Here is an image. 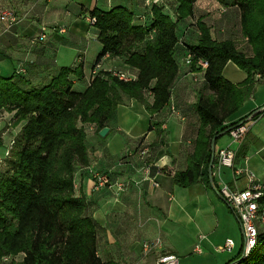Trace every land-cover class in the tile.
<instances>
[{"label": "trees", "instance_id": "obj_1", "mask_svg": "<svg viewBox=\"0 0 264 264\" xmlns=\"http://www.w3.org/2000/svg\"><path fill=\"white\" fill-rule=\"evenodd\" d=\"M177 1L176 21L162 6L151 7L152 17L145 24L136 23L135 14L123 7L90 12L102 45L93 68L105 57L120 58L137 72L136 79L122 80L102 70L79 90L75 82L85 79L81 66L64 67L38 87L32 86L21 68L9 77L0 74V111L13 113L16 124H22L10 170L0 175V264H120L99 256L102 227L90 203L75 191L77 170L90 164L87 127L94 126L101 138L100 131L116 121L117 109L127 97L145 106L151 117L150 131L155 128L162 139L161 127L181 74V52L192 55L189 67L193 72L201 71L196 67L198 60L208 62V68L194 105L199 118L194 154L189 168L175 173L176 185L188 187L209 177L212 144L233 128L264 115L263 107L226 125L252 96L259 83L257 76L264 75V0L232 4L240 10L242 35L252 49L249 54L235 41L214 39L202 18L196 22L198 42L181 47L179 23L194 17L198 0ZM8 58L0 51V62ZM228 63L247 74L242 83L224 77ZM143 142L144 138L140 145ZM3 145L0 138V148ZM150 146L152 158L154 148ZM214 189L220 192L215 185ZM228 264H264V231L259 232L257 246L248 258Z\"/></svg>", "mask_w": 264, "mask_h": 264}, {"label": "crops", "instance_id": "obj_2", "mask_svg": "<svg viewBox=\"0 0 264 264\" xmlns=\"http://www.w3.org/2000/svg\"><path fill=\"white\" fill-rule=\"evenodd\" d=\"M226 1L228 5L217 0L195 3L194 17L183 20L178 26L181 47L198 42L200 32L196 22L200 18L210 27L214 39L238 42L236 40L242 36L240 10L232 5L236 0ZM178 6L177 0L165 1V12L174 21ZM116 7L133 12L138 24H145L152 17V8L146 0H0V8L14 11L22 19L9 34L0 33V51L16 62L15 68L25 70V77L32 86L47 84L64 67L83 68L84 81L75 82L79 90H84L102 70L136 79L137 72L120 58L105 57L96 69L93 68L102 45L97 29L89 23L90 12H108ZM43 27L48 29L46 39L32 43ZM60 28H64L63 33ZM70 54L74 56L71 63L63 64ZM187 55L183 52L179 55L181 74L161 127L162 139L155 128L150 131L151 117L145 106L127 97H123L124 103L117 109V118L109 127L107 139L98 138L94 126L87 127L90 164L77 170L75 191L90 203L93 216L102 227L106 246L117 249L115 256L107 255L108 249H105L106 260L120 264H155L157 255L174 254L179 264L182 258H186L183 264H228L242 256L244 239L240 221L214 185L218 189L224 184L232 189H246L250 185L247 172L264 185V115L253 122L241 142L226 140L223 143L225 138L222 137L214 144L213 182L206 176L188 187L176 185L175 173L185 172L194 154L199 128L194 105L204 81L203 72H193L186 65ZM227 68H231L228 72L232 77L240 75L237 81L225 76ZM224 77L239 84L247 74L228 63ZM263 77L257 76L259 84ZM263 107L264 103H260L249 112H238L226 125ZM143 138L142 144L148 143L154 148L152 180H147L141 171L138 149ZM161 140L164 144H160ZM223 148L236 151L235 169L242 171V175L218 166L217 155ZM92 169L108 174L113 181L127 183L128 189L121 194L110 188L96 190L89 173ZM154 239H159L162 245L151 255L147 256L134 246L139 240ZM229 239L234 242V248L229 252L219 251Z\"/></svg>", "mask_w": 264, "mask_h": 264}, {"label": "built area", "instance_id": "obj_3", "mask_svg": "<svg viewBox=\"0 0 264 264\" xmlns=\"http://www.w3.org/2000/svg\"><path fill=\"white\" fill-rule=\"evenodd\" d=\"M146 3L149 7L153 6H163L165 0H146ZM21 16L16 12L0 8V30L3 32H9L14 26L21 22ZM95 22L94 19L89 18V23L93 25ZM48 29L43 27L41 33L38 37L33 38L32 43L42 42L46 39V31ZM60 31L63 33L64 28H60ZM186 65L191 66L193 63V57L191 54H188L185 60ZM196 67L201 69V72H205L208 68V62L204 60H198ZM20 71L24 72L21 68ZM117 77L122 80H130L123 73H114ZM175 108L172 107V111ZM250 122H255L251 120ZM250 131V125L241 124L233 128L229 137L233 143L241 142ZM138 157L141 161V170L143 175L147 180L153 179V170L155 169L154 163L151 161V146L150 144H141L138 149ZM235 159L236 151L232 148H223L218 152L217 161L219 167L229 168L235 171V174L240 176L242 171H237L235 169ZM90 175L94 182V187L96 190H103L105 188L114 187L117 190L118 194H121L125 191L127 184L124 182H118L111 180L108 174L102 173L98 170H90ZM248 178L250 180V185L248 188L243 190L232 189L227 184H224L220 188V194L222 195L225 202L232 209L234 214L240 221L243 233V249L241 259H246L250 256L252 251L257 246L259 232L264 231V203L262 199L264 198V185L259 182L256 177L247 172ZM159 239L146 242L143 245L144 252L150 253L155 248L159 247ZM234 248V242L232 240H227L225 246L222 249H219L221 252H229ZM200 252V249H197ZM5 261H8V258H5ZM157 264H179V258L174 254H164L159 257Z\"/></svg>", "mask_w": 264, "mask_h": 264}, {"label": "rangeland", "instance_id": "obj_4", "mask_svg": "<svg viewBox=\"0 0 264 264\" xmlns=\"http://www.w3.org/2000/svg\"><path fill=\"white\" fill-rule=\"evenodd\" d=\"M166 1V0H165ZM165 3L163 4V8H164ZM164 12H165V8H164ZM2 35H6L9 34V32H0ZM242 34V32H241ZM239 40H236L238 42L237 46L240 50H242L245 53H251L252 49L251 46L248 44L247 39H245L243 37V35L239 38ZM32 42V41H31ZM74 58L73 54L67 55L63 64L68 65L67 63H71L72 59ZM66 61V62H65ZM234 65V64H233ZM236 66V65H235ZM16 67V62L13 59H5L3 61L0 62V74L4 77H9L13 74V72L15 71ZM228 69V68H227ZM225 71V76L229 79H232L234 81H237L239 79V74L237 76L232 77L228 71H231V68ZM237 69L240 71V73L245 74L244 71H242L241 69H239L237 67ZM22 72V71H21ZM25 72V70H24ZM23 72V73H24ZM25 74V73H24ZM264 76V75H263ZM242 83V82H241ZM36 87L39 85H35ZM76 89H78L76 87ZM255 101L256 104H260V103H264V77H263V81L262 83H258L255 85L254 88V92L252 94V96L250 98L247 99V101L244 103V106L246 104V106L244 108H242L239 112L240 114L244 113V112H249L253 109V106H255ZM16 118H14V114L13 113H8V112H4V111H0V138L2 139L4 145L2 148H0V175L7 173L10 170V162L11 160H13V151L15 148V142L19 136L20 130H21V126L16 124ZM247 125H252V122H248L246 123ZM224 142L230 141L233 143V141L231 140V138L229 137V135L224 136ZM103 139V138H102ZM142 167V166H141ZM142 171V170H141ZM143 173V172H142ZM127 184V183H126ZM110 189H113L115 192H117L116 188L111 187ZM128 189V184L127 187L125 188V191ZM101 191V190H98ZM124 191V192H125ZM117 194V193H116ZM105 238L102 236V234H100V239H99V248H98V254L100 257H102L101 259L106 261V254L107 255H117V249L115 246H111L110 248L106 246V244L104 243ZM157 240V239H154ZM144 240H139L138 243H136L134 246H136V248L141 251H143L144 254L151 255L150 253H145L144 252V248L143 245L146 242H143ZM153 241V240H151ZM150 242V241H148ZM159 243L161 244V241H159ZM162 245V244H161ZM105 249L107 250V253L105 252ZM155 250V249H154ZM156 253V252H155ZM193 258H196V255H193ZM22 255L18 256L16 258L17 261H21L22 260ZM160 256H156L155 259V264H157V260L159 259ZM186 258H182V264L184 262H186L185 260ZM193 263V262H191ZM195 264V263H194Z\"/></svg>", "mask_w": 264, "mask_h": 264}, {"label": "water", "instance_id": "obj_5", "mask_svg": "<svg viewBox=\"0 0 264 264\" xmlns=\"http://www.w3.org/2000/svg\"><path fill=\"white\" fill-rule=\"evenodd\" d=\"M109 128L106 127L104 129H102L99 133V135L104 138L107 136L108 132H109ZM212 151H213V157H212V162L210 164V167H209V178H210V181L213 182V174H212V170H213V166H214V160H215V145L212 144Z\"/></svg>", "mask_w": 264, "mask_h": 264}]
</instances>
